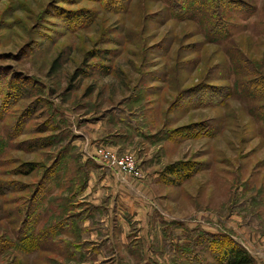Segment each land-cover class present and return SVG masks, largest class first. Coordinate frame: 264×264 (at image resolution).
<instances>
[{
  "label": "rangeland",
  "instance_id": "obj_1",
  "mask_svg": "<svg viewBox=\"0 0 264 264\" xmlns=\"http://www.w3.org/2000/svg\"><path fill=\"white\" fill-rule=\"evenodd\" d=\"M228 1L211 34L169 0H0V264H219L231 240L264 264V0ZM98 161L146 187L144 226L69 198Z\"/></svg>",
  "mask_w": 264,
  "mask_h": 264
},
{
  "label": "crops",
  "instance_id": "obj_2",
  "mask_svg": "<svg viewBox=\"0 0 264 264\" xmlns=\"http://www.w3.org/2000/svg\"><path fill=\"white\" fill-rule=\"evenodd\" d=\"M99 163L95 165L97 166L96 170L93 169L89 172L86 187L78 195L79 199L88 198L93 203L99 204L102 210L104 207L106 208L99 221L102 223L99 228L111 230L109 223L113 220H115V224L116 221L120 222L124 231L127 228L135 227L136 224L144 226L149 208L145 205V199L149 198L146 187L131 178L124 182L119 181L113 174L114 168L108 167L106 163ZM92 223L93 220L89 219L83 222V226L89 227L90 225L88 229L90 239L96 240L93 237H96L99 228L93 226ZM119 238L123 242L122 233Z\"/></svg>",
  "mask_w": 264,
  "mask_h": 264
},
{
  "label": "trees",
  "instance_id": "obj_3",
  "mask_svg": "<svg viewBox=\"0 0 264 264\" xmlns=\"http://www.w3.org/2000/svg\"><path fill=\"white\" fill-rule=\"evenodd\" d=\"M191 1H192V3H191ZM191 1H188V0H169L168 7L169 8L171 7V11H173V13L177 12V13L182 14V16H183L189 12L188 7L193 6V8H196L195 10H196L197 14H199L200 19L202 20V18H203V21H205V25L208 27V30L211 31V34L216 33V32H220L221 30H223V28H224L223 25H225L224 24L225 18L223 17L221 7H222V5L224 6L225 4H228L229 3L228 0H191ZM194 5H195V7H194ZM206 14H207V19L204 18V16H206ZM53 63L54 62H52V65H53ZM183 165L184 164H181V163L169 164L166 166L164 171L167 175H169V177H172L173 175H176L177 173L180 174L184 170V168H182ZM22 166L25 167V169L28 172H30L33 170V166H35V163H34V161L26 162ZM51 167H52V165H50L49 167L44 169L43 174H41V176H40L39 186L37 188H34V194H30L31 196L28 197V202L33 199L34 195L39 190L41 181H44V180L52 181V180L56 179V177H57L55 174L56 172H55V170H52ZM74 173H75L74 175H77L79 173L77 168H76V171ZM187 176L188 175L184 176L183 178H186ZM63 179H65V178H63ZM68 181H69V183H71V180H68ZM84 182L85 181H83L82 184L78 185L74 191L73 190L70 191V193H72V194H70V197H69L70 199L73 197V195L77 196L83 191V189L86 187V184H87V181L85 183ZM69 217H70L69 215H66L65 217L60 219L57 222V224H55L53 227L56 228V226H57L61 230L63 228L68 227L67 221H69V219H68ZM28 218H29V215L27 214V212H25V214L21 217V219H23V220H21L20 223L25 225V223H27L26 221ZM22 228L20 226L19 229L18 228L16 229L17 239L19 238V234H20V242L25 247H28V245H33V242L30 241L31 237L33 235L32 234L33 231L31 232L30 229L24 231ZM209 242L211 244L215 243V241L212 239H209ZM7 243H9V242H7ZM223 243H224V245H221L219 243H215V244H217V248H218L217 254H219V257H218L217 261L219 264H250L252 262L251 256L239 244L233 242L232 240L230 242L224 241ZM75 245L76 246H73V247L75 249H79L77 247L80 245V243L75 244ZM6 264H13V263H6Z\"/></svg>",
  "mask_w": 264,
  "mask_h": 264
},
{
  "label": "built area",
  "instance_id": "obj_4",
  "mask_svg": "<svg viewBox=\"0 0 264 264\" xmlns=\"http://www.w3.org/2000/svg\"><path fill=\"white\" fill-rule=\"evenodd\" d=\"M96 155L107 161L110 166H115V169H117L119 173L121 171L122 174H125L127 176H129L130 174L138 173V168L136 167V163L134 162V158L132 155H116L114 152L106 148H99L96 152Z\"/></svg>",
  "mask_w": 264,
  "mask_h": 264
}]
</instances>
